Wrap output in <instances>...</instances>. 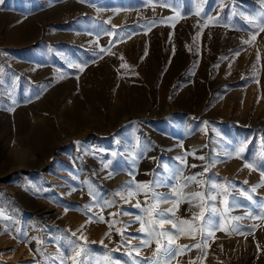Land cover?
I'll return each instance as SVG.
<instances>
[{"label": "rangeland", "instance_id": "rangeland-1", "mask_svg": "<svg viewBox=\"0 0 264 264\" xmlns=\"http://www.w3.org/2000/svg\"><path fill=\"white\" fill-rule=\"evenodd\" d=\"M261 26V0H0V264H72L81 248L80 264L167 259L153 252L175 230L139 231L136 216L155 218L143 190L128 195L139 184L159 182L161 213L191 192L221 196L181 202L173 220L223 214L233 198L228 216L264 214ZM190 123L196 141L200 124L220 129L227 149L205 155ZM222 163L242 174L215 178ZM200 173L204 186H184ZM236 223L250 234L217 231L170 264H264V219ZM199 240L180 234L173 246Z\"/></svg>", "mask_w": 264, "mask_h": 264}, {"label": "snow or ice", "instance_id": "snow-or-ice-1", "mask_svg": "<svg viewBox=\"0 0 264 264\" xmlns=\"http://www.w3.org/2000/svg\"><path fill=\"white\" fill-rule=\"evenodd\" d=\"M80 2H83V0H80ZM261 3L262 5H264V0H261ZM196 14L199 15L200 12L197 11ZM259 32H264V26L259 27ZM257 34H253L252 40H255ZM250 42L251 41H244L243 43H250ZM101 51L103 52L104 49H101ZM80 71H83V68H80ZM76 143H79V142L77 141ZM243 151H244V147L241 146L237 152V156L239 157L240 153H242ZM200 159H203V157H200ZM193 167H195V165H193ZM245 167L252 168V165L246 164ZM207 171L208 169L205 168L204 172H207ZM109 175L111 176V173ZM197 175H203V173L186 177L184 186L187 187L188 183H191V182H195L198 186H202L205 182L198 181ZM261 179L262 181H264V174H262ZM245 183L247 182L245 181ZM131 186H132L131 181H129L127 184L123 185L122 187L131 188ZM154 186H159V182H157L156 185H148V184L136 185L135 191H129L128 193L129 197H131L134 194L143 190V194L146 197L145 204H148V199H151L152 201H154V203L148 205L143 210L148 214L149 217H155V218H150L147 222V225L144 224L140 216H136L135 218L137 222L141 223V227L139 229L141 233H146L148 236H152L156 231V226L157 225L162 226L165 222L170 223L172 225V229L175 230L174 232H172L171 235H169L167 231H162L159 233L161 237L167 238L168 243L166 245H161L160 242L157 241V246H156V250L153 252V257H158L161 254H163L165 257H167V259L162 260V261L161 260L152 261L151 264H170L171 258H174L178 254V252L182 253L184 251L191 250V248H201L202 245L207 247L209 238H213L217 231H223L225 232L226 235L237 234V235L246 236L250 233L244 232L241 228V225L236 223L237 221H240L245 218L264 219V214L260 216H251V214H248V216L246 217L245 216H228L227 214L231 212L233 208L239 206L237 203L234 202V198H233V202H229L227 200L224 201L225 207H224L223 214H221L219 212V209L217 208H210L207 212H205L204 210H201L199 215H196L195 213H193L191 220L189 219L173 220L170 217H167L166 213H172L174 216L175 210L178 207L179 203L181 202L191 203L192 200L198 197L201 199H204L205 203H208L211 201H215L217 197L214 195H211V193L202 194L200 192H191V193H188L187 196L184 197L183 199L177 200L176 203L173 205V207L167 209L166 212L161 213V212L155 211L157 207V203L155 202H158V201L167 202L168 198L163 195L153 192L152 189ZM210 187L212 189H215L217 187L223 188V186L216 185V184H212ZM223 191L227 192V189H223ZM251 191L254 193L256 191V187H253ZM115 194L121 195L119 191L116 192ZM176 194L179 195L178 192ZM241 194L243 195L244 193H241ZM121 198L124 199L123 196H121ZM246 198L249 201L252 200L251 195H248ZM110 204L111 202H109V205H106V206H110ZM258 206L264 207V203L259 204ZM136 207L139 208L140 204L137 203ZM196 207H199V205L198 204L193 205V208H196ZM162 216L166 217V219H160V217ZM0 219H8V217H5L3 216L2 213H0ZM196 221H199V223L197 224ZM100 222H103V218H100ZM225 223L227 224V227H225ZM110 227H111V224H110ZM197 232L200 235V240L198 243L191 245V246L184 245L180 247L179 249L173 246L174 238L176 236L180 234H185V235H189L190 238L195 239ZM73 235H75V233H73ZM141 244L142 246H148V241L142 240ZM83 252H84V249L81 248L79 251L75 252L74 256L68 257V259L72 261V264H80V261L78 258L82 255ZM128 255L130 256L131 253H128ZM136 255L139 256L138 249L136 250ZM61 264H63V258H61ZM108 264H113L110 258L108 259Z\"/></svg>", "mask_w": 264, "mask_h": 264}, {"label": "crops", "instance_id": "crops-1", "mask_svg": "<svg viewBox=\"0 0 264 264\" xmlns=\"http://www.w3.org/2000/svg\"><path fill=\"white\" fill-rule=\"evenodd\" d=\"M154 120H155L154 118L146 119L145 124L148 123V124H150V126H152L154 124ZM189 125H190V131H189L190 136H193L196 133L195 126H193V124H191V123ZM219 127L221 128L222 125L220 124ZM236 133H237V130L235 129L234 134H236ZM198 134H199L197 136L198 140L196 141V137L193 136L191 141H192V143H198V142L201 143L200 146H201V149L203 150V152L205 153V155H206L207 151L211 155H212V153L214 155H218V152H220V150H226L227 149L226 147H228V145L226 143L222 142L223 140H221L223 138V133L220 131V129L218 131H216L214 129H210L208 132L206 125L203 124V126H202L200 124L199 128H198ZM150 139L151 140H148L146 146H149L151 144L152 136H150ZM236 161L237 160H235V162ZM243 165H244V163H243ZM241 174H242V171L240 169V164L237 166H235L233 164H230L229 166L223 164L222 167H220V169L217 170V174H215V178H218V179L225 181L229 178L228 177L229 175H235L237 177H240ZM189 176H190V174H189ZM203 186H204V184H203ZM194 189L197 191L196 186ZM206 189L208 190L209 188L207 187Z\"/></svg>", "mask_w": 264, "mask_h": 264}, {"label": "built area", "instance_id": "built-area-1", "mask_svg": "<svg viewBox=\"0 0 264 264\" xmlns=\"http://www.w3.org/2000/svg\"><path fill=\"white\" fill-rule=\"evenodd\" d=\"M217 202H218V203L221 202V196H220V195L217 196Z\"/></svg>", "mask_w": 264, "mask_h": 264}]
</instances>
